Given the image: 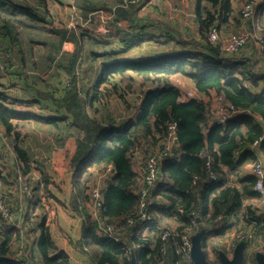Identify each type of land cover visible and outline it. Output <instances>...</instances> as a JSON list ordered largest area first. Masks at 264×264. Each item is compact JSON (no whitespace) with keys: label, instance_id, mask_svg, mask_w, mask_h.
<instances>
[{"label":"trees","instance_id":"16d2710c","mask_svg":"<svg viewBox=\"0 0 264 264\" xmlns=\"http://www.w3.org/2000/svg\"><path fill=\"white\" fill-rule=\"evenodd\" d=\"M76 1L78 9L88 12L107 6L106 3L96 6L90 2L91 0ZM129 3L131 9L118 5L116 12L124 24L135 25V22L139 21L135 19L139 8L133 4L134 2ZM39 7L46 12L48 10L46 0H40ZM233 12L232 0H197L196 17L199 31L195 38L189 43H184V47L178 51L166 52L159 57L143 56L138 58L139 60L130 55L124 59L121 54L128 53L131 49L127 47L138 40L149 43L150 37L142 39L140 36L128 35L127 39L123 40L126 47H121L122 50L107 53L92 48L86 55L81 47L85 34L68 35L67 30L48 29L53 36L63 35L59 44L55 42L50 44V41L45 40L41 44L45 49L42 58L48 62V71H52L50 80L55 79L54 82L58 85L59 81L63 82L61 87L58 90L47 89L45 92L48 97H41L35 89V85L38 84L36 81L24 77L21 72L15 73V69L11 74L18 78L17 92L21 94L19 102L23 106L44 102L52 111L58 109L60 114L44 117L33 112L17 111L11 107L10 96L0 90V124L13 138L12 151L17 156L14 157L13 164L22 167L24 175L32 172L31 156L23 147L21 133L15 130L16 119H36L56 126L61 124L59 121L66 122L79 134L76 151L72 156V161L76 165L75 181H80L89 167L104 165L105 169L110 167L112 170L109 184L102 191L104 202L100 211L101 216L108 219L107 222L119 223L120 220L125 225L128 220H137L142 210L139 195L146 190V194L152 200L149 211L156 215L157 219L163 216L161 214L163 210L169 215H175L171 208L184 209V214L177 213L175 223L181 230L192 227L193 212L200 216L203 223L214 225L216 230L224 231L235 226V220L239 219L242 211L246 221L253 223L255 221L256 227L261 225L260 219L256 218L259 208L248 204L259 197L253 190L257 179L252 172L244 170L247 164L252 165L255 160L250 148L264 135L261 124L264 123L261 120L264 118V64H260V68L255 71L247 63L237 64L239 63L237 61L230 63L234 62L232 58L222 54L220 45L210 40V29L213 26L221 29L222 25H227ZM255 14V17L246 19L240 9L241 18L249 23L247 32H251L258 23H264V1L255 7ZM22 15L30 21L48 22L44 13L39 16L32 13L27 6H19L11 0H0V41H8L11 43L10 46L20 44L15 23L17 20L25 23L24 20L17 19ZM174 36L176 35L172 34L166 40L174 41ZM94 38L98 46L111 45L110 42L99 40L101 38L95 36ZM67 40L75 42L77 47L73 52L62 53V44ZM167 41H163L162 44ZM257 54L264 55L260 51ZM258 59L261 61L260 57ZM88 60L95 62L97 68L101 67L103 75L98 85L92 88L85 82L80 86L78 82L80 77L78 73L84 76L89 67ZM21 61L22 64L28 63L27 56H22ZM10 62L11 59H6L5 56L3 63ZM28 64L33 68L38 62L31 58ZM126 72L144 77L153 83L154 87L144 93L138 105V113L134 117L120 126L115 124L105 126L97 118L98 105L106 106L108 94L116 95L119 92V85H115L119 84V81L114 79L124 77ZM178 73L184 74L194 82L202 98L182 99L185 92L181 93L170 81V75ZM65 74L70 75L68 80L64 78ZM110 84L114 85L112 89ZM82 90L85 91L83 95L80 94ZM25 94L34 96L35 99H27ZM210 94H215L214 99L221 97L224 104L243 111V115L236 120L226 121L228 123L226 128L222 124H217L215 107L211 109V104L206 103L203 98ZM255 115H259L260 119L256 120ZM171 126H176V139L171 150L166 151L165 140L171 132ZM143 141L156 151H162V159L157 165L160 175L152 186L146 185L133 165L132 154ZM240 152H243V155L238 160L237 154ZM212 173L215 174V178L211 179ZM228 180L230 182L224 187ZM84 183L82 188H78L75 196L77 200L81 196H87L85 195L87 187H84ZM47 187L48 184L45 188ZM17 205L21 207L20 203ZM22 216L25 221L32 222V228L35 227V223L36 227L40 228L38 237L40 242L35 250V258H39L41 264H71L67 254L57 253L49 223L46 221L37 223L27 214V210ZM222 219L223 226L220 224ZM0 222H3L1 216ZM195 230L196 228L192 231L195 233L197 231ZM15 231L16 227H5L0 230L4 237L0 245V254L7 253V245L13 241ZM161 232L156 230L143 241L137 235L125 237L127 244L140 245L136 252L142 259L141 264H150L159 258L163 245L160 239ZM83 234L85 235L79 240V245L84 251L93 248L94 254L91 253L93 264H131L129 254L123 245L99 231L90 216L89 225L85 226ZM16 237H19V233ZM2 258L4 262L0 264H8V261Z\"/></svg>","mask_w":264,"mask_h":264},{"label":"rangeland","instance_id":"374dc122","mask_svg":"<svg viewBox=\"0 0 264 264\" xmlns=\"http://www.w3.org/2000/svg\"><path fill=\"white\" fill-rule=\"evenodd\" d=\"M11 1L19 6L29 7L32 13H36L39 16H42L44 13V17L47 18L48 22L30 21L24 18V15L18 16L17 19L25 21V23H22L17 20L15 23L20 44L18 46H10V42L0 41V90L5 91L10 96V101L12 102L11 107L13 109L17 111L33 112L44 117L48 115L57 116L60 114L59 110L52 111V109L48 107V104L44 102H38L37 104L31 103L30 106H23L19 102L21 94L17 92V88L19 87L17 84L18 78L16 75H12L11 71L15 69V73L21 72L24 77L36 81L38 84L35 85V89L41 97H48V94L45 92L47 89L58 90L61 87L63 82L61 83V81H59L58 85L54 82L56 81L55 79L50 80L52 71H48V62H45L42 58L45 49L41 44L44 40L46 42L50 41V44L52 42L59 44L63 39V35L57 34L53 36L49 33L48 29L56 28L62 31L67 30L68 35L72 33L85 34L81 47L86 55L89 54V50L92 48L101 49L107 53L110 51L122 50L121 47H126L123 40L127 39L128 35H130V37L140 36L142 39L150 37L153 44L138 40L136 43L132 42L133 44L127 47V49H131L128 50V53L121 54L123 57H127L128 55L134 56V58L137 57L136 60H139L138 58L143 56L159 57L166 52L178 51L180 48L184 47V43H189V41L195 38L193 30L198 29L196 21L197 0H102L101 2L91 0L90 2L96 6L101 5V3H106L107 6L105 8L100 7L98 10L90 12L78 9L76 7V0H46V6L48 8L46 12L42 11V8L39 7L40 0ZM130 1L134 2L133 4L139 8L135 16V19L139 21L135 22V25L132 24L134 29L131 30V33H122L125 27L123 26V21L117 14L110 19L105 18L104 21L110 26L112 32L106 33L105 35L97 34V37H100L101 39L99 40L104 42H110L111 45L109 47L98 46L96 40H94L96 39L94 38L96 35L93 31L99 32L98 28L102 22L101 16L105 15L107 13L106 11H113L118 5H124L125 8L131 9L132 6L129 3ZM251 1H257V6L262 0H232L234 12L230 22L227 25L221 26V35L211 42L220 45L222 54H226V56L232 58L234 62L230 63H235V61L239 62L237 64L247 63L250 68L252 67V70L257 71L260 68V64H264V62H262L264 61V55L261 54V56H259L257 54V41L264 35V26L257 31L259 36L257 38V34L253 36L255 38L251 36L248 44L240 50L237 55L227 54L228 51L225 49L227 44H229L230 36L236 37L237 33L247 32L246 30L249 28V23L241 18L240 9ZM88 14L94 15L92 17L89 16V23L86 22V20L89 19ZM111 19L115 20L110 21ZM119 22H121V24ZM84 26L89 30L87 31ZM172 34L177 37L174 36V41H167L166 39ZM163 41L167 42L162 44ZM76 47L77 44L75 42L67 40L62 44V53L73 52ZM24 55L27 56L28 63H30V59L32 58L38 62V64L33 66V68L32 65L28 63L22 64L21 59ZM5 56L6 59H11L10 63H3ZM258 57L261 58V61ZM90 61L88 60L89 67H87L85 75L81 76V73H78V76H80L78 77V82L80 86L85 82L89 88H92L94 85H98V81L102 79L103 75L101 74V67L97 68V65L94 64L95 62ZM9 64H11V66ZM97 64L99 65L100 63ZM69 77L70 75L65 74L64 78L68 80ZM114 80L119 81V84H115L119 85V92H117L116 95L113 93L108 94L106 106L103 104L98 105L99 115H97V118L101 120L105 126H112L113 124H115V126H120L121 124H125L129 118L134 117L138 113V105L144 97V93L148 91V89L154 87L153 83L149 80H146L142 76H135L130 72H126L124 77ZM170 81L175 87L180 89L181 93L185 92L184 97L182 96L183 100L189 97L187 96L189 93L193 94L192 97L202 98L196 90L193 84L194 82L184 74L178 73L170 75ZM109 86H111L112 89L114 85L112 86V84H110ZM83 93H85V91L82 90L80 94L83 95ZM25 95L27 99H35L34 96H28L29 94ZM214 95L215 94H210L203 97L206 103L211 104V109L215 107ZM7 104L9 105V101ZM255 118L256 120L260 119L259 115H255ZM261 120L264 121V118L262 117ZM59 123L61 124L56 126L37 121L36 119H16L14 121L15 130L21 133V138L24 143L23 147L28 150L31 156L32 172L29 175H24L22 167L20 168L13 164L14 157H17L15 152L12 151L14 146L13 138L5 127L0 124V216L3 220V222H0V230H3L5 227H16V233L13 234L14 239L7 245V253L0 254V262H4L2 258L4 257V259L8 261V264L17 262H21V264L42 263L39 258H35V250L40 242V239H38L39 235L31 230L30 227L32 222L30 223V221H25L22 218V215L26 211L25 207L28 206L27 203H31V201H36L35 203L40 205V216H37V223L41 221L49 223V221H51L55 222L53 224H58L60 226L59 217L64 212V204L62 202L66 201L68 205L72 204L74 206L73 211L71 210L73 216H67L70 221H74L76 225L81 226L78 223L80 218L82 217V219L89 221L90 216L92 223L99 231L104 233L106 230L108 224L105 223L106 218L102 217L100 214L102 206H97L95 195L101 193L103 198L102 191L103 188L109 184L112 170L110 167L105 169L106 166L104 165L89 167L80 181H75L76 165H74L72 161V156L76 151L77 136L79 134L74 127L69 126L66 122L59 121ZM261 124L264 129V123L262 122ZM140 144L141 143L137 145V150L132 154L135 171L144 168L145 164L150 163L151 156L158 153V151L150 147L147 142L143 141L142 144ZM253 156L256 158L254 154ZM248 170L249 173L252 172V165L247 164L245 166L244 171L248 172ZM82 183H84V187H87L85 190V195L87 196H81L77 200L75 196H77L76 193L78 192V188H82ZM47 184L48 187L45 188ZM141 197L142 194L139 195V200H141ZM17 203H20L21 207H19ZM248 204H253L255 208H259L256 212V218L258 220L260 219L261 227L264 228L261 215V213L264 212V205L258 200H253V202ZM171 210L175 215H169L163 210L161 212L163 216L158 217V219L156 217V220L151 222L152 226L150 228L140 224L138 227H145V229L140 231L131 230L127 233L128 235L124 236L121 242L118 231H124L125 227L118 219L119 223L115 225L112 240L123 245L127 252L128 247L137 245L135 243L132 245L127 244L125 237L129 235L140 236V239L143 241L144 238L146 239L152 235L151 232H155L156 230H161L163 233L168 230V227L172 230H176L175 223L177 213H184L181 212V207L176 209L171 208ZM78 211L81 212V215H79ZM243 214L244 211L240 213L239 219L235 220L237 230H233L232 227L230 231L227 232V234H229L228 236L235 235L232 242H228L225 239L221 240V233H212L215 235H209L208 238L210 242H206L205 238L207 237L205 236H207V234H205L203 238V248L208 258V248H211L212 245L213 262H211L213 264H219L220 253L222 251L229 256V253H234L236 247L242 242H244L245 245L244 257L246 256L249 244L252 245L254 249V256L258 252L264 253L263 242L256 237V228L253 230V228L256 227L255 221L254 223L246 221ZM172 216L174 219H171ZM24 221L26 226H23ZM222 221L223 219L220 221V224L223 226ZM65 224L66 223L63 222V225ZM199 225L200 224L197 223L193 224L192 230H194V228L198 230ZM18 233L19 237H16ZM51 235L56 245L55 234ZM84 235L85 234L80 235L82 239ZM3 239L4 237L0 233V245ZM80 248L77 247L78 250ZM63 249L64 246L59 248L56 245L57 253H65ZM91 253H93V248H87L84 252L87 257L83 255V258H79V264H93ZM133 253L136 256V249L133 250L132 253L131 251L128 253L130 259ZM188 264L195 263L193 259H191ZM243 264H246L245 258ZM253 264H257L256 261H254Z\"/></svg>","mask_w":264,"mask_h":264},{"label":"built area","instance_id":"2783aa9c","mask_svg":"<svg viewBox=\"0 0 264 264\" xmlns=\"http://www.w3.org/2000/svg\"><path fill=\"white\" fill-rule=\"evenodd\" d=\"M257 1H251L248 2L246 5H244L241 9V14L244 18L246 19H251L253 17H255V6H256ZM107 13L105 15L101 16V24L100 27L98 28L99 32H95V37H97V34H102L105 35L106 33H111V29L110 26L107 25L104 21L105 18H112L116 13V9H113V11H106ZM92 17L94 15L92 14H88V17ZM108 16V17H106ZM79 18H82L81 16H78ZM89 19L86 20V22L89 23ZM115 19H111L110 21H113ZM118 21V20H116ZM121 24V22H119ZM86 26V24H85ZM84 26V27H85ZM123 26L126 27L127 25L124 24L123 22ZM264 26V23H258L257 26L255 28L252 29L251 32H242V33H237L236 37H229V44H227L226 48L228 53L230 54H234L237 55L239 53V51L241 49H243L249 42L250 37L254 36L255 34H257V31L259 29H261V27ZM85 29L88 31L89 29L87 27H85ZM210 40L214 41L216 40L220 35H221V29H219L216 26H213L210 29ZM89 34V33H88ZM90 35V34H89ZM259 35L257 34L256 38ZM100 38V37H98ZM255 38V37H253ZM232 44V45H231ZM257 46H258V51H260L261 53L264 54V35L261 36L258 41H257ZM189 97L187 98H191L193 96V94L189 93V95H187ZM243 111H239L236 110L232 105H226L223 102V99L221 97H217L215 98V116H218V120L215 121L217 124H222L223 127H227L228 123H226V121H228L229 119H234L236 120L239 116L243 115ZM171 132L169 133L168 137L165 140V150H171L173 144H174V140L176 139L175 137V131H176V126H171L170 127ZM264 135L258 139L257 141L254 142V144L252 145V147L250 148L251 153L255 155V160L252 163V174L256 177L257 181L254 185V190L258 193L259 197H260V202L262 203V205H264ZM162 159V151H158L157 154H154L151 156L150 158V163L145 164V167L140 169L139 171H137L141 177V179H144L146 185H150L152 186L155 182V180L158 178V176L160 175V171L157 167L158 163L161 161ZM212 177L215 178V174L212 173L211 175V179ZM95 201L97 202V206H101L104 202L101 193H97L95 195ZM151 198L148 197V195L146 194V190L143 191L142 193V197L140 200V205L142 206V210L140 211V215L139 218L137 220L131 219L128 220L127 223L124 225L125 230L124 231H118L119 233V239L120 242L122 241V239L124 238L125 235H128L127 233L130 232L131 230L134 231H140L145 229V227H138V225L143 224L145 226H147V228H150L151 222L156 220V215H154L151 211H149V206L151 204ZM181 212L183 213V209H181ZM192 220H191V224H198L197 222V214L195 212L192 213ZM222 217H219V219H221ZM108 219H106L105 223L108 224L106 227V230L104 231V235L112 238L113 234H114V228L115 225L118 223L115 222H107ZM176 227V226H175ZM177 228V227H176ZM168 230L166 232H161L160 235V239L163 242L162 245V249L159 253V258H157V260H155L154 262L150 263V264H188L191 261V248H192V242H191V237L194 234V232H192V227H188L185 230H181V229H176V230H172L170 227L167 228ZM212 233H217V232H212V231H207V238L206 242H210V239L208 238L209 235H215ZM151 234L153 235L154 232H151ZM234 240V239H233ZM232 240V241H233ZM140 248V245H134L132 247H128L127 252L132 253L133 250H137ZM151 248H153V245H151ZM249 249H252V253L251 256H254V249L252 247V245H248L247 247V251ZM209 251V259L212 261V245L211 248H208ZM233 252L229 253V256H232ZM246 264H248L249 260L247 259V254H246ZM137 260L139 262V264L142 263V259L141 257L138 255L137 253Z\"/></svg>","mask_w":264,"mask_h":264},{"label":"crops","instance_id":"0c3cea01","mask_svg":"<svg viewBox=\"0 0 264 264\" xmlns=\"http://www.w3.org/2000/svg\"><path fill=\"white\" fill-rule=\"evenodd\" d=\"M196 5H197V1H196ZM196 21H197V19H196ZM126 25L127 26L125 27V30L123 32H129V33H131V30L134 29L133 26H132V24H126ZM197 25H198V29L193 30V32L195 33L194 34L195 36L197 35V32L199 31V23H198V21H197ZM149 44H153V43L151 41H149ZM123 58L124 59H127L128 57H123ZM263 144H264V142H263ZM242 155H243V152L238 153L237 154V159L238 160L241 159L242 158ZM248 172H249V170H248ZM238 188H240L239 185H238ZM253 190H254V186H253ZM256 200H258L260 202V197H258V199H256ZM35 202L36 201H33V202L31 201V203L28 202L27 203L28 206L25 207V210H27V214L28 215H31L33 217V220L36 221L37 216H40V213H39L40 205H38V203H35ZM62 203L64 204V212L59 217L60 226L58 224H56V225L53 224L55 222L49 221L50 229H51L50 231H51V234H55V237H56L55 243H56V245L59 248L61 246H64V249L63 250H65V253L70 258L71 264H79V262H80L79 261V258H83V255L86 256L84 254L85 251H83V249L80 248V245H79L80 244L79 240L81 239V236L80 235H82V232H84L85 226H88L89 225V221H87L86 219H82V217H81L80 218V221H78L79 225H81V226L76 225L74 221H70L67 218V216H69V215L70 216H73V213H71V210L73 211L74 206L72 204L71 205H68L66 201L65 202H62ZM181 209H183V208L181 207ZM79 215H81V212H79ZM261 215H264V212L261 213ZM23 219L25 220V218H23ZM171 219H174V217L172 216ZM173 221H175V220H173ZM63 222H65L66 224L63 225ZM200 224H202L206 228V231L207 230L208 231L211 230L212 232L218 231V233L220 231V233L222 235L221 240L222 239H225L228 242H232V240L234 239V236L235 235L231 234L233 236H228L229 234H227V232H229L232 227H228V228L224 229V231H222L221 229H217L216 230V227L214 225H208L206 223H203V221H201ZM24 226H26L25 221H24ZM35 227H36V223H35ZM35 227H33V228L30 227V228H31L32 231H35V233H37L39 235L40 234V230L37 229L38 227H36V228ZM255 228L257 230L256 237L259 238L263 242V248H264V228L261 227V225H259L257 227H254L253 230ZM61 229L63 230V232H62ZM233 230L236 231L237 230V226H233ZM77 247H79L80 249L78 250ZM80 251H83V252H80ZM251 253H252V249H249L246 252L247 259L249 260L248 264H253V262L255 261L254 258H253V256H251ZM245 258H246V256H245Z\"/></svg>","mask_w":264,"mask_h":264},{"label":"water","instance_id":"95a60500","mask_svg":"<svg viewBox=\"0 0 264 264\" xmlns=\"http://www.w3.org/2000/svg\"><path fill=\"white\" fill-rule=\"evenodd\" d=\"M200 224V219H197ZM262 221L264 224V215H262ZM207 233L206 228L200 224L198 230L192 235L191 242V258L195 264H213L208 260L206 252L203 248V238ZM245 253L244 242L240 243L232 257H229L224 251L220 253L219 264H243ZM255 261L257 264H264V253L258 252L255 254ZM131 264H137L136 256L133 253L131 255Z\"/></svg>","mask_w":264,"mask_h":264},{"label":"clouds","instance_id":"9594fccd","mask_svg":"<svg viewBox=\"0 0 264 264\" xmlns=\"http://www.w3.org/2000/svg\"><path fill=\"white\" fill-rule=\"evenodd\" d=\"M262 1H264V0H262ZM230 182V180H228L227 181V183H224V187H226L227 185H228V183ZM200 218V216H198L197 215V219H199ZM200 221H201V219H200ZM198 222V221H197ZM199 224V223H198ZM208 231V230H207ZM234 254V253H233ZM229 257H232V256H229ZM209 259V258H208ZM131 260V259H130ZM136 260H137V254H136ZM210 260V259H209ZM211 261V260H210ZM213 262V261H212ZM137 264H139V262H138V260H137Z\"/></svg>","mask_w":264,"mask_h":264},{"label":"flooded vegetation","instance_id":"af4514ba","mask_svg":"<svg viewBox=\"0 0 264 264\" xmlns=\"http://www.w3.org/2000/svg\"><path fill=\"white\" fill-rule=\"evenodd\" d=\"M233 256V255H232ZM245 258V257H244ZM254 260H255V257H254Z\"/></svg>","mask_w":264,"mask_h":264}]
</instances>
